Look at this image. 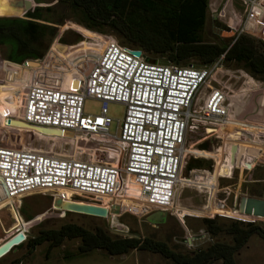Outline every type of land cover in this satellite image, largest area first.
<instances>
[{
	"label": "built area",
	"instance_id": "built-area-1",
	"mask_svg": "<svg viewBox=\"0 0 264 264\" xmlns=\"http://www.w3.org/2000/svg\"><path fill=\"white\" fill-rule=\"evenodd\" d=\"M241 2L247 13L245 29L240 33L254 36L253 31L256 25H261L264 16V0ZM100 38L103 39L101 48L95 44L100 52L93 60L82 59L85 64L78 70L67 68L59 72L61 68H42L46 59L52 57L50 65L57 59L55 44L37 61L14 64L1 59V68L8 80L13 79L23 97L19 115L8 116L6 112L0 115L1 119H18L31 126L70 131L75 141L89 147L87 151L104 153V158L103 161L94 157L87 160L59 158L0 145V204H4L5 209L16 204V215L21 200L32 194L100 205V198L113 197L120 183L122 187L131 182L137 188L138 200L122 206L121 197L117 195V201L109 200L105 206L104 219L108 220L111 231L117 233V218L124 214L139 220L157 211L170 212L176 187L182 184L195 186L204 195L200 211L206 213L202 215L205 219L232 218L230 213L234 207L229 209L216 199L219 181L216 180L215 187L210 184L214 166L195 170L187 179L180 177L185 131L191 118L201 112L197 118L216 128L217 142L232 120L227 95L221 90H210L202 108L198 112L190 111L196 92L206 83L216 64L209 68L150 64L140 51L120 45L112 36ZM136 51L140 53L138 57L133 54ZM29 62H35L36 66H28ZM40 70H43L44 80L49 71H58L61 75L46 85L44 81L35 80ZM68 70H71V79L68 86L63 87V77ZM29 75L33 76L31 81L27 79ZM87 98L101 104L99 114H83L82 104ZM110 103L124 108L123 118L116 124L113 135L109 133L112 121L106 115ZM215 153L214 147L208 153L210 156L201 158L215 161ZM243 157L245 162L240 160ZM250 158L235 150L229 167H238L241 173L250 172L245 167ZM223 160L227 164V158ZM237 160L240 161L237 163ZM113 206H118V215L110 214ZM209 209L212 213L207 214ZM54 210L59 212L60 218L67 213ZM254 222L244 220L242 224ZM201 239L211 241L207 234Z\"/></svg>",
	"mask_w": 264,
	"mask_h": 264
},
{
	"label": "rangeland",
	"instance_id": "rangeland-1",
	"mask_svg": "<svg viewBox=\"0 0 264 264\" xmlns=\"http://www.w3.org/2000/svg\"><path fill=\"white\" fill-rule=\"evenodd\" d=\"M205 24L200 34L201 41L209 44H224L237 34L246 35L263 42L264 44V16L261 25H256L253 31L254 36L249 33H240L245 29V19L247 10L241 0H208ZM264 6V2L262 3ZM247 9V8H246ZM34 13L38 20H30L38 24L53 28L54 38L50 42L49 48L55 44L63 48L54 47L57 59L53 65L52 57L46 59L42 68H61L59 72L68 69L78 70L83 67L85 62L82 59H95L100 52L102 36H109L107 33H96L85 29L80 23L79 16L74 14L68 6V0H0V18H19L23 19L24 14ZM264 13V11H262ZM62 40H61V39ZM98 44L99 48L95 45ZM49 50V49H48ZM2 51L0 50V112L14 110L20 113L23 97L13 83V79L7 78V74L1 68ZM58 65L57 67H54ZM158 64L161 61L158 60ZM192 65H194L192 63ZM58 71H49L47 76L42 77L43 70L35 75V80L50 85L52 78H57ZM69 71V70H68ZM61 75V74H60ZM242 77V78H241ZM28 80L33 76L29 75ZM71 79V70L63 77L62 86H68ZM253 84V85H252ZM264 83L254 81L240 70L225 69L219 64L212 68L210 77L204 85L196 92L191 103L190 111H197L202 108L205 97L210 90H221L227 95L230 104L229 111L232 120L226 128V135L220 134L217 142L216 128L206 121L197 118L200 114H195L188 123L185 131L184 157L181 162L180 177L189 178L192 172L201 168H193L185 172V167L189 159L203 160L210 162L214 166L209 181L214 177L219 181V191L216 199L221 200L229 208L237 211V205L241 198H250L255 195V199L264 198ZM100 103L92 99H84L82 112L86 115H97L100 111ZM107 117L112 121L109 133H115L116 124H120L124 108L122 105L110 103L107 105ZM18 121L17 119H14ZM5 120L0 118V145L14 149L35 152L45 156L59 158H77L87 160L91 157L103 161L104 153L87 151L89 148L81 141L73 138L64 137H45L38 136L33 132H23L25 129L6 127ZM20 130L21 132H18ZM228 135V136H227ZM229 136L240 139L235 142L227 143ZM219 137V136H218ZM223 139V140H222ZM223 142V143H222ZM221 143L223 144L221 146ZM217 154L222 149L221 156L217 164L215 161L202 159L210 156L213 148ZM239 155L251 157L245 166L248 171H242L238 167H233L230 171L234 151ZM216 154V153H215ZM227 158V164L224 163ZM245 162V157L242 159ZM237 160V163L240 161ZM226 166L224 178L219 177L220 167ZM216 167V169H215ZM123 187V186H122ZM113 197L100 198L101 207L105 208L107 202L117 201L116 197L121 198L122 206L128 202L138 200L133 198L132 192H120ZM260 196V197H259ZM66 199V197H65ZM205 202L204 195L197 191L195 186H184L178 184L175 197L171 206V211L166 212L161 223L152 224L141 218H136L124 214L117 218L119 230L113 233L108 227V220L82 216L72 213H65L64 217H58L59 212L52 208V199L45 194H32L25 196L20 203L24 214L31 217L26 222L19 211L15 214L17 205H12L5 209L4 204H0V245L13 236L16 231L21 230L26 239H31L42 230H55L64 224H73L91 230L93 227L101 228L110 237L126 236L136 234L141 238H148L153 242L164 244L167 249L175 252L189 253L197 249H203L211 241L201 239L204 232L200 221L205 219L200 211ZM230 213L232 218H214L219 222H234V219L255 221L254 224L262 232L263 236L252 235L248 239L237 257V264H264V219L254 216H242L234 212ZM212 213V211L207 214ZM181 220V221H180ZM123 227H121V226ZM188 240H190L188 242ZM229 241L224 236L217 237L214 241ZM77 245L76 240L64 241L59 247L53 249L48 260H43V245L35 247L29 256H25L24 243L20 247L12 249L9 253L1 256L0 264H10L17 261V264H169L159 255L147 251H132L119 257H107L104 254L92 251L84 256H74L73 251ZM219 264V263H215Z\"/></svg>",
	"mask_w": 264,
	"mask_h": 264
},
{
	"label": "trees",
	"instance_id": "trees-1",
	"mask_svg": "<svg viewBox=\"0 0 264 264\" xmlns=\"http://www.w3.org/2000/svg\"><path fill=\"white\" fill-rule=\"evenodd\" d=\"M207 3L208 0H68L69 9L79 16L85 29L107 33L120 45L140 51L147 63L154 64L159 60L163 65L193 68H209L219 64L225 69L240 70L254 81L264 83L263 42L246 35L234 36L220 45L201 41ZM31 19L38 20L33 12L24 14L23 19L0 18V50L3 60L21 64L42 59L55 32L53 28ZM6 112L8 116H17L14 110L0 112V115ZM239 140L229 136L227 143H238ZM210 165V162L189 159L185 172L193 168H209ZM224 168L228 169L224 164L220 167L221 179L226 173ZM19 212L25 221L31 220L21 206ZM237 221L202 219L201 228L212 242L203 249L189 253L171 251L162 243L136 234L110 237L101 228L88 230L73 224L39 231L35 237L25 238L7 253L24 243L25 256H29L35 247L43 245L42 258L46 261L51 251L64 241L76 240L74 256L97 251L107 257H119L132 251H147L159 255L169 264H237L236 257L250 236H263L255 224ZM221 235L229 241H214ZM17 263L12 261L10 264Z\"/></svg>",
	"mask_w": 264,
	"mask_h": 264
},
{
	"label": "water",
	"instance_id": "water-1",
	"mask_svg": "<svg viewBox=\"0 0 264 264\" xmlns=\"http://www.w3.org/2000/svg\"><path fill=\"white\" fill-rule=\"evenodd\" d=\"M58 48H63L60 45H57ZM134 56L138 57L139 52L136 51L133 53ZM28 66L35 67V62H29ZM76 87V85H74ZM264 88V85H263ZM5 124L7 127H15L22 128L26 130L33 131L41 136L45 137H64V138H73L74 135L70 131H63L60 129L54 128H46V127H37L31 126L21 121H16L14 119H6ZM52 208L57 210H62L67 213L94 217L104 219L106 217V209L102 208L99 205H92L87 203H77L73 201H63L59 198L52 199ZM237 212L246 215V216H254V217H263L264 216V198L255 199V198H241L237 205ZM112 215L119 214L118 206H113L110 211ZM164 212H154L145 217V220L152 224L161 223L164 219ZM30 221V220H29ZM28 222V221H26ZM24 240V234L21 230L18 231L11 236L8 240L0 245V257L6 254L11 248L19 245ZM189 241V240H188Z\"/></svg>",
	"mask_w": 264,
	"mask_h": 264
},
{
	"label": "bare ground",
	"instance_id": "bare-ground-1",
	"mask_svg": "<svg viewBox=\"0 0 264 264\" xmlns=\"http://www.w3.org/2000/svg\"><path fill=\"white\" fill-rule=\"evenodd\" d=\"M242 78V77H241ZM62 83H64V81H62ZM253 85V84H252ZM22 104H23V101H22ZM21 108H22V105H21ZM20 111H21V109H20ZM19 115V113H17V116ZM18 120V119H17ZM19 121V120H18ZM18 132H21L20 130H18ZM23 132H33V131H30V130H26L25 129V131H23ZM222 132H223V134L224 135H226V132L224 131V130H222ZM34 134H36V135H38V136H41V135H39V134H37V133H35V132H33ZM228 136V135H227ZM72 139V138H71ZM223 140V139H222ZM223 143V142H222ZM221 143V146L223 145ZM219 152H220V154H215L214 156H213V159L215 160V163L217 164V162L219 161V159H220V156H221V152H222V149H220L219 150ZM215 169H216V167H215ZM121 183H120V186L118 185V188H117V190L119 191L120 189H121V193L122 192H126V193H128V194H130L131 192H132V194H133V198L132 199H134L135 198V196H138V192H137V188H136V186L133 184V183H131V182H128V183H126V184H124L123 185V187H121ZM65 194H66V196L68 195V193L67 192H65ZM117 194H118V192H117ZM67 198V197H66ZM66 201H68V200H66ZM121 202V201H120ZM77 203H80L79 201L77 202ZM131 205L132 204V202H128L127 204H124V206L125 205ZM134 206H136V205H134ZM103 208V207H102ZM209 211L211 212L212 211V209H209ZM208 211V212H209ZM234 212H237V211H235L234 210ZM237 214H239V215H242V216H246V215H243V214H241V213H239V212H237ZM246 217H249V216H246ZM257 218H263L264 219V216L263 217H257Z\"/></svg>",
	"mask_w": 264,
	"mask_h": 264
},
{
	"label": "crops",
	"instance_id": "crops-1",
	"mask_svg": "<svg viewBox=\"0 0 264 264\" xmlns=\"http://www.w3.org/2000/svg\"><path fill=\"white\" fill-rule=\"evenodd\" d=\"M214 181H215V179H214V177H213L212 180H210V182H211L210 184L214 185V187H215V182H214ZM208 211H209V210H208Z\"/></svg>",
	"mask_w": 264,
	"mask_h": 264
}]
</instances>
